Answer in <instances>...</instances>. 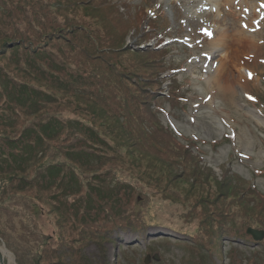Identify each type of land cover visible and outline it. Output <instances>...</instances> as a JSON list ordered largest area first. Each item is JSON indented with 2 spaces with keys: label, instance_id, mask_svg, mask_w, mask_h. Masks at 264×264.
<instances>
[{
  "label": "rangeland",
  "instance_id": "374dc122",
  "mask_svg": "<svg viewBox=\"0 0 264 264\" xmlns=\"http://www.w3.org/2000/svg\"><path fill=\"white\" fill-rule=\"evenodd\" d=\"M58 1L65 6L0 0V47L18 44L0 50V89L7 78L39 95L37 105L14 110L2 96L0 115L16 130L0 126V138L54 117L82 130L44 137L24 174L32 187L0 174V227L13 249L1 239L13 257L5 264H264V243L239 236L249 226L264 231V0H107L126 19L101 6L105 0ZM161 57L169 69L160 71L159 98L149 104L138 80ZM120 60L134 76L113 69ZM45 94L54 102L43 103ZM124 116L135 128L144 120L153 139L120 147L104 126L121 130ZM81 124L105 145L89 147ZM172 143L191 145L199 166L218 179L227 171L235 195L204 177L194 181L196 165L160 152ZM79 149L92 165L72 159ZM53 165L60 168L51 178L56 185L45 189ZM150 168L156 181L147 177ZM76 183L79 191L70 190Z\"/></svg>",
  "mask_w": 264,
  "mask_h": 264
},
{
  "label": "trees",
  "instance_id": "16d2710c",
  "mask_svg": "<svg viewBox=\"0 0 264 264\" xmlns=\"http://www.w3.org/2000/svg\"><path fill=\"white\" fill-rule=\"evenodd\" d=\"M68 1V0H67ZM81 2H86V4H90V3H95L98 2L96 0H94L93 2L91 0H80ZM101 6L103 5V7H105L108 10H112L116 16H118L121 19H126L129 16H131L130 14L126 13L123 8L117 4H114L110 1H102L100 2ZM56 5V7L63 5L65 6V4L61 3L58 0H55L54 2V6ZM55 10L57 8H54ZM55 14V13H54ZM133 17V16H132ZM138 20L136 19V22L134 25H140V23H137ZM152 26H154V24H152ZM104 42V41H102ZM107 40L105 41L104 46H111L113 43L112 42H107ZM8 42H5V44L0 47V50L2 53H4L5 49L8 48H15L18 46L17 43H11L10 45H7ZM109 46V48H111ZM37 52V51H36ZM162 53V52H160ZM164 53V51H163ZM153 64H154V72L152 74H148L146 77L141 76L142 79L138 80V84L141 86V90H143V93H145L146 96V101L149 104H152V102L157 101V99L159 98V91L162 88V82L158 79V76L160 74V71H164L169 69V67L164 63L163 58H156L153 60ZM125 65L123 64V61L120 60L116 63V67H114L113 69L118 72L119 74L122 75H126V79L129 77H132L134 75H131L129 73L125 72ZM38 69V68H37ZM171 71H173V69H171ZM138 77H140L138 75ZM148 78V79H147ZM124 80V79H123ZM53 83H55V86L59 89V90H66V86L65 84L62 83L61 80H56L53 79L52 80ZM4 83H5V88L3 86V88L0 89V99L2 98V96L6 93L8 99L7 101H9L8 105H10V107L12 108V110H14V106L15 104H19V106H21V104H28V108L31 105L29 101H32V105H37L34 98H39L38 92H36V89H32V87L27 86L28 88H31V91H27L26 89H23L20 85H18L16 82L14 83L12 81V79L7 80V78L4 79ZM178 88V81L177 80H173L172 79V84L170 86V91H174L177 90ZM11 89V90H10ZM14 89L17 90L16 96L10 94L11 91H13ZM21 92H23V94H21ZM172 93L171 96L172 97ZM55 97V96H54ZM44 98L48 101H44L43 103H53L55 98H53L52 96L45 94ZM42 106H36L34 108V111H39ZM124 121L125 122H121L120 126H121V130H111L108 127L104 126L106 128V133L108 135H111L113 138H115V140L117 141V144L120 147H123L125 149L128 150H132L131 148L137 149L139 144L143 145L144 140L147 139H153V137L151 136V131H149V128L146 127V123L144 120L140 121V126L139 128H135L133 125H131V116H124ZM127 118V119H126ZM83 126V124H81ZM0 126L5 127V128H10L12 129V132H14V130H16V125L14 123V121H10L8 120V118L4 115H0ZM69 127L72 128L73 132L76 131H82L80 129V126L78 125L77 122H73V121H64L61 120L58 117H54L51 118L47 121H45L44 123H42L38 128H32V127H26L24 128L18 135H7L5 134L2 138H0V174L3 176H6V178L10 179L12 182H15V180H17V182H19V185H21V188H27V187H32L33 186V182L32 180H29L27 177L24 176L25 173L28 172V170L32 167L33 163L38 159L37 158V152L36 149H40L42 148L43 142H44V137L48 138H54L55 136L61 134L64 129H70ZM84 127V136L85 139H87V145L90 147L91 144H95V145H105V142L102 138L99 137L98 132L92 128V127ZM137 142V143H136ZM173 146H169L167 148L163 147V151L160 152H165L168 156V152L170 154H172L173 156H180L182 159H184L185 163L188 164H194L196 165V169L194 170V181H199L202 177H204L203 179L206 182H213L214 186L216 188H219V190L224 193V194H228V195H235L234 192L237 191V189H239L238 185L236 184V182L234 183L232 181V178L229 173L226 171L223 176L222 179H218L212 172V169L204 167V166H199L200 164V159L193 155L192 151H191V145H175L174 143H172ZM168 152H167V151ZM76 151V152H74ZM72 152V159L75 161H77L79 164L81 165H89L94 162L91 163V155L87 152H80L81 149L79 150H74ZM177 151L179 153H177ZM41 152V151H40ZM143 152V151H142ZM148 160H152V161H158L160 163L164 162L162 159H160L159 157H153L150 154L148 155H144ZM97 161H100L97 160ZM96 162V161H95ZM156 169V168H154ZM60 170V168L57 165H53L50 166L47 170L46 175L44 176V180L41 183V186L45 189H50L52 187H54L56 185V178L51 179L53 176H55V173L58 172ZM18 173H21V176H17ZM158 172H154L152 171V169H147V177L152 180V181H156L158 179L157 177H154L153 175H155ZM17 177V179L15 178ZM73 177L76 179L75 175L71 176V179H73ZM240 181H242L241 177L238 176ZM78 186V184H74V186L72 185V187L70 188V190H75V191H79L78 188H76ZM75 187V188H74ZM250 190L254 192V190L252 189L251 186ZM194 189V183H191V189L190 191ZM241 194L240 196L243 197V194L245 193V191L241 189L239 191ZM256 194L257 197H259L260 195H258V193L254 192ZM87 199V196H86ZM261 202L264 205V200H261ZM119 214V213H116ZM205 222L208 223V215L205 218ZM250 227V226H249ZM247 227L245 229V232H241L240 233V239H242V236H245L248 238V240H252L253 242L256 243V245H260L264 243V238L261 241H257L255 240L251 234H249L247 232L248 228ZM197 236V234H196ZM0 243H1V239L2 241L6 244V246L13 251L11 245H10V241L6 235V233L1 229L0 227ZM18 252V251H17ZM17 255V253H16ZM256 263V259H254V261L251 262V264H255ZM20 264H22V262L20 261Z\"/></svg>",
  "mask_w": 264,
  "mask_h": 264
},
{
  "label": "water",
  "instance_id": "95a60500",
  "mask_svg": "<svg viewBox=\"0 0 264 264\" xmlns=\"http://www.w3.org/2000/svg\"><path fill=\"white\" fill-rule=\"evenodd\" d=\"M247 232L249 234L252 235V237L257 240V241H261L263 238H264V231L263 230H260V229H256V228H252V227H249ZM3 246L5 247V245L3 244ZM6 248V247H5ZM7 250V248H6ZM8 251V250H7ZM9 252V251H8ZM158 256H154V259L158 260ZM150 259V256L148 255L147 258H146V262L147 260ZM0 264H5V261H4V257L0 251Z\"/></svg>",
  "mask_w": 264,
  "mask_h": 264
},
{
  "label": "bare ground",
  "instance_id": "6f19581e",
  "mask_svg": "<svg viewBox=\"0 0 264 264\" xmlns=\"http://www.w3.org/2000/svg\"><path fill=\"white\" fill-rule=\"evenodd\" d=\"M255 12V8L253 7V11H252V14H254ZM208 19H209V16H208ZM213 21H216L215 18H213ZM0 251L4 257V261L6 262V259H11L13 261V257L12 255L6 250V248L3 246V245H0Z\"/></svg>",
  "mask_w": 264,
  "mask_h": 264
},
{
  "label": "snow or ice",
  "instance_id": "6c2138e0",
  "mask_svg": "<svg viewBox=\"0 0 264 264\" xmlns=\"http://www.w3.org/2000/svg\"><path fill=\"white\" fill-rule=\"evenodd\" d=\"M202 31H205V33H206L207 35L211 36V33L208 32L207 30H202Z\"/></svg>",
  "mask_w": 264,
  "mask_h": 264
}]
</instances>
